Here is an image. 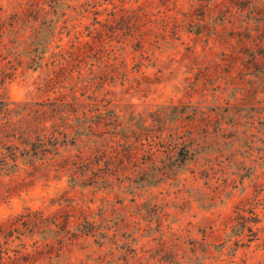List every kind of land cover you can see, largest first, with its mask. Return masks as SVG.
<instances>
[{
  "label": "rangeland",
  "instance_id": "1",
  "mask_svg": "<svg viewBox=\"0 0 264 264\" xmlns=\"http://www.w3.org/2000/svg\"><path fill=\"white\" fill-rule=\"evenodd\" d=\"M244 1L0 0V101L9 110L0 115V151H29L38 123L58 138L0 176V222L28 209L60 220L50 228L62 243L22 264H264V53L248 54L264 38V15ZM80 102L106 118L93 140H112L115 125L164 137L196 127L185 105L222 119L227 133L231 107L241 125L235 143L222 138L211 175L189 162L177 180L144 190H122L115 175L121 187L112 190L83 185L81 169L62 164L92 140L83 133L92 119L74 110ZM246 158L255 160L250 170L249 161L236 165ZM38 239H27L29 252Z\"/></svg>",
  "mask_w": 264,
  "mask_h": 264
},
{
  "label": "trees",
  "instance_id": "2",
  "mask_svg": "<svg viewBox=\"0 0 264 264\" xmlns=\"http://www.w3.org/2000/svg\"><path fill=\"white\" fill-rule=\"evenodd\" d=\"M253 1L257 4L254 10L255 15H264V0H246L242 3L244 5L243 9L246 6L253 7ZM232 4L234 5L235 3ZM254 41L255 39L252 40V42ZM259 41L260 42H257L255 45H250L252 51L248 54L251 60L256 59L257 53H264V38L259 39ZM69 57H71V54H63L62 56L64 60H67ZM261 59L264 61V56H261ZM91 66L94 67V64ZM201 74L206 75V73ZM79 104L82 107L75 108L74 110L83 112L85 115L84 121L89 120V118L92 119L89 120V122H83L85 123L83 126V133H88L92 140H89L90 143L85 147L86 153L75 157L74 160L67 159L63 161L62 164L64 165L66 161H69L74 167L80 168V175L88 178L83 182V185L87 186L93 183L96 186H102L112 190L115 185L118 187V190H120V183L123 184L122 190H144L146 187L152 188L158 186L167 179L177 180V178H179L178 174L180 169L184 168L189 162L196 163L203 174L208 173V175H211L212 172L214 173L217 171V164L215 165V161L223 155L221 150L225 141L222 142V138L227 139V141L229 139L230 142L235 143L237 140L233 141V137H236L235 133H237L241 125L238 119L235 120V115L228 116L231 107L225 110L228 114L222 116L223 119L231 118L228 124L232 123L231 130L233 132L227 133L228 128L226 129L223 127L221 123L222 119H209V116L207 117L204 110L197 107L195 108L192 105H185L184 107L189 110L185 118L198 123L196 127L185 129V126L182 127L177 125L175 128L171 129L168 137H164L163 133L158 131H156V134L151 135V126H144L141 132L135 130L132 131L131 134H123L118 130V126L115 125L114 131L111 132L112 140H110V138L93 140L97 134L95 125L101 124L106 118L100 116V114L97 116L88 115L89 111H91L90 108L96 107L94 103L83 105L84 103L80 102ZM5 106V102L0 101L1 116L9 112L8 108ZM97 111L98 108L94 110V112ZM53 115L52 118H55V114ZM183 115L184 113L175 119L180 120ZM214 121L218 122L216 127ZM63 122L66 123V120ZM212 126L215 127L214 132L210 130ZM34 131L38 133L39 142H30L33 148L29 151H21L18 147L11 146L5 147L3 151H0V176L4 174L9 175L17 171L21 156L35 157L41 153L42 150L48 152L47 148L41 149L45 147V143L47 144L48 142L56 140L52 145L58 144L56 130L50 131L49 128L38 123L35 125ZM76 133L83 134L82 131L79 130H77ZM246 142L248 141L246 140ZM32 151L33 154L31 153ZM248 161L252 163V165L248 167V170H250L251 167H254L253 162L255 160L253 158H250V160L246 158L243 162L237 161L236 165L246 166V162ZM142 164L150 165V169L147 171L143 170ZM69 165L70 164H66L64 166ZM127 170H130L129 174L126 172ZM115 175H123V180L119 184L114 185V181L111 180V177ZM74 178H79L76 173H74ZM66 199L67 198L64 200ZM70 200L71 199H69V201ZM244 219L246 223L252 221L253 223H257L260 221L258 216L252 218L244 217ZM86 221L89 222V219L87 218ZM90 224L92 225V223ZM50 225L59 227L60 220L56 217L50 218L40 211L32 213L29 209L23 214L0 222V260L3 263L19 262V264H22L21 260H23L24 257L35 258L37 254L44 253L45 249H51L53 241L62 243L60 232L50 228ZM243 225L244 224H241L239 226ZM95 226L97 225L95 224ZM246 226L245 224L243 227L245 228ZM247 227L252 234H256L253 227ZM121 229V226L116 225V232ZM35 236H38L39 239L33 243V250L29 252L27 239H33ZM102 236L105 237L106 235ZM16 241H19V243L13 245L12 243ZM240 241L241 240L235 242V245ZM170 249L173 248L171 247ZM11 250L14 252L13 255L10 252ZM138 264H145V262L142 259Z\"/></svg>",
  "mask_w": 264,
  "mask_h": 264
}]
</instances>
